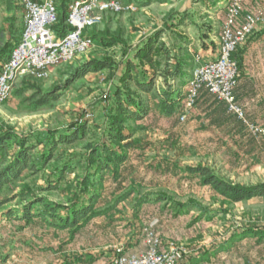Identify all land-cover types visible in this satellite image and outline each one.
I'll use <instances>...</instances> for the list:
<instances>
[{
	"label": "rangeland",
	"instance_id": "rangeland-1",
	"mask_svg": "<svg viewBox=\"0 0 264 264\" xmlns=\"http://www.w3.org/2000/svg\"><path fill=\"white\" fill-rule=\"evenodd\" d=\"M116 1L125 10L99 13V23L91 28L98 31L107 29L111 35L120 34L127 42V47H135L149 33L170 23L171 19L177 21L178 15L189 11L200 29L186 24L179 31L189 37L194 57L198 53L202 62H205L203 50L206 45L219 46L220 32L227 22L229 2L223 0L222 5L215 10L207 11L200 4H195L196 0H167L165 4L154 2L140 9L134 2L131 4L125 0ZM239 1V13L234 18L231 29H241L246 15H261L245 43L240 44L233 53L238 65V80L245 73L242 62L244 47L251 38L264 33V29H257L264 28V0ZM130 5L134 8H129ZM5 14L3 5H0V25L4 24L8 28V15L5 17ZM22 16L20 8L16 22L18 29L22 27ZM200 33L205 34L204 40L200 38ZM20 35L21 32L15 35L16 42H19ZM170 38L168 33L162 36L166 43ZM262 43L252 56L247 71L258 77L257 81L251 83L252 88L239 93L238 98L235 96V99L237 98V105L244 113L245 121L263 130V134H252L243 122L227 113L224 103L215 100L206 90L199 92L194 107L185 115L183 122L179 118L183 115L184 104L181 111L170 117L163 116L156 108L151 107L142 121L126 125L127 131L132 134V140L141 142L143 148L141 146L128 152V162L123 166L122 178L118 182H107L106 188L118 195L134 186L139 188L138 193L141 196L149 195L154 198L157 194L164 195L169 199L167 205L163 202H151L144 205L134 218L137 195L133 194L108 215L90 222L73 237L69 232L46 229L39 224L23 228L22 222L6 221L0 214V264H78L74 261L77 256L83 258L82 264H111L117 249H122L128 255L145 252L146 233L154 235L162 247L182 246L189 252L187 257H193L225 241L235 227L264 223L263 200L231 204L223 201L209 188L200 186L197 180L188 179L183 174H175L160 166L165 160L176 163L180 168L202 165L235 184L252 185L264 182V42ZM122 49L101 51L93 44L85 53L53 68L46 78L30 75L21 77L13 90L20 89L24 84L33 85L41 91L55 86L63 87L68 75L83 61L113 55L119 63ZM198 66L200 63L194 61L193 70ZM123 71L124 67L119 66L116 76L110 81L105 71L85 75L68 89H61L59 101L48 110L33 112L12 94L8 101L0 105V121L12 127L18 134L38 132L46 135L47 130L65 131L81 121H86L88 127H93L96 123L103 125L107 95L119 85L118 77ZM160 84L158 82L157 85ZM185 86L181 89L182 95H185ZM31 94L28 91L25 97ZM94 141L96 138L90 136L84 143ZM67 154L82 155L83 148L79 145L75 149L67 150ZM60 156L62 157L57 155ZM23 179L31 188L43 184L40 176L31 177L26 174ZM68 179L71 180L72 175ZM18 191V187L12 188L4 195L10 198ZM47 197L60 201V196ZM173 203L181 206L196 204L208 210L227 209L233 218V224L221 216L196 220L199 214L194 211L175 217L169 208ZM17 204L16 199L6 207L14 208ZM212 264H264V241L245 240Z\"/></svg>",
	"mask_w": 264,
	"mask_h": 264
},
{
	"label": "trees",
	"instance_id": "trees-1",
	"mask_svg": "<svg viewBox=\"0 0 264 264\" xmlns=\"http://www.w3.org/2000/svg\"><path fill=\"white\" fill-rule=\"evenodd\" d=\"M222 1L196 0L194 3L212 11ZM70 2L71 0H56L57 19L50 30L57 38H62L70 30L66 23ZM154 2L165 4L168 1L136 0L134 5L140 9ZM0 5H3L8 15V28L0 29L1 69L18 43L15 35L22 32L23 28L18 29L16 26L17 13L20 12L17 0H0ZM169 22L135 47H127V42L120 34L111 35L107 29H86L84 36L93 42L96 49L107 51L123 48L121 61L116 62L113 55L91 58L72 70L63 87L55 86L41 91L33 85L24 84L20 89L13 90L14 97L33 112L48 110L59 101L61 89H68L76 80L89 73L105 71L110 81L116 76L119 66L124 67L123 73L118 77L119 85L107 95L103 125L96 123L93 127H88L86 121H81L65 131L47 130L46 135L38 132L18 134L0 121V214L4 220L22 222L23 228L39 224L46 229L69 232L73 237L90 222L108 215L133 194L137 195L134 218L144 205L151 202H163L167 205L169 199L162 194H157L154 198L149 195L141 196L139 188L132 186L115 195L114 191H108L106 183L118 182L122 178L123 166L128 162V152L142 146L138 140H132V134L127 131L126 125L142 121L151 107L156 108L163 116L170 117L181 111L184 104L185 95L181 94V89L190 79L194 68V52L190 48L189 37L179 29L187 26L186 24L196 29L200 27L189 11L178 15L177 21L171 19ZM165 33L171 36L167 43L162 40ZM200 38L204 40L205 34L200 33ZM158 82L161 83L160 86L157 85ZM28 91L32 94L25 97ZM90 136L96 138V141L84 143ZM79 145L83 148L82 155H66L67 150ZM160 166L175 174H183L188 179L197 180L200 186L209 188L225 202L238 204L253 200L264 201V182L235 184L202 165L180 168L176 163L165 160ZM26 174L31 177L40 176L43 184L31 188L24 183L23 176ZM69 175H72L71 180L68 179ZM17 187L19 191L12 197L4 195L6 191ZM48 195L60 196V201H53ZM16 199L17 207H6ZM169 208L175 217L194 211L199 214L196 220L221 216L233 224L232 216L224 208L208 210L196 204L181 206L178 203L171 204ZM245 240L263 242L264 223L235 227L227 239L214 249L230 251ZM74 261L78 264L84 262L78 256L74 257ZM89 262L92 263L91 260Z\"/></svg>",
	"mask_w": 264,
	"mask_h": 264
},
{
	"label": "built area",
	"instance_id": "built-area-1",
	"mask_svg": "<svg viewBox=\"0 0 264 264\" xmlns=\"http://www.w3.org/2000/svg\"><path fill=\"white\" fill-rule=\"evenodd\" d=\"M18 6L22 9L23 30L9 59L0 69V105L10 99L21 77L46 78L53 68L91 49L93 42L84 36V31L99 23V13L125 10L116 0H71L66 20L70 30L62 38H57L50 30L57 19L56 0H18ZM129 8L133 9L134 6L130 5ZM239 8V0H229L227 22L221 29L215 58L202 62L201 57L195 55L194 61L200 66L191 72L186 82L184 110L179 120L184 121L185 115L194 107L199 92L206 90L215 100L224 103L228 114L235 116L252 134L257 135L263 134V130L245 121L244 113L235 99L239 71L233 53L240 44L245 43L260 21L261 14L246 15L241 29H231ZM145 244V252L139 255H128L122 249H117L111 264H181L189 255L182 246L162 247L151 233L145 234Z\"/></svg>",
	"mask_w": 264,
	"mask_h": 264
},
{
	"label": "crops",
	"instance_id": "crops-1",
	"mask_svg": "<svg viewBox=\"0 0 264 264\" xmlns=\"http://www.w3.org/2000/svg\"><path fill=\"white\" fill-rule=\"evenodd\" d=\"M35 1H40V0H35ZM125 1L131 2L132 4L136 0H125ZM219 5H222V3H220ZM5 17H6V14H5ZM21 26L23 28L22 22H21ZM1 28L5 29L7 27L3 24V25H0V29ZM257 29H264V28H257ZM262 42H264V33L257 34L256 36L251 38L248 44L244 47V51L242 55L243 57L242 62H243L245 73L241 74L238 80L237 88L235 90L236 97L239 93H244L249 88H252L253 85L251 83L257 81L258 77L253 76L251 73H248L247 71L249 70V63L253 59L252 56L255 55V51L259 48V46L263 45ZM217 48H218V45L216 47H213V46L209 47L208 45H206L205 49L203 50L205 54V59H204L205 62L211 61L215 58ZM195 54H198V53H195ZM237 98H236V101H237ZM214 247H212L209 251L203 254L195 255L193 257H190V256L186 257L185 260L181 264H212L217 258L229 252V251L215 250Z\"/></svg>",
	"mask_w": 264,
	"mask_h": 264
}]
</instances>
